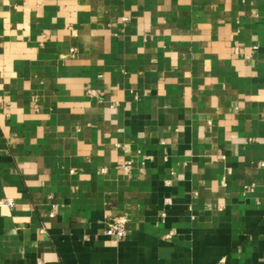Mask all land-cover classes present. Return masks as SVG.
Listing matches in <instances>:
<instances>
[{"label":"crops","instance_id":"obj_1","mask_svg":"<svg viewBox=\"0 0 264 264\" xmlns=\"http://www.w3.org/2000/svg\"><path fill=\"white\" fill-rule=\"evenodd\" d=\"M0 264H264V0H0Z\"/></svg>","mask_w":264,"mask_h":264},{"label":"built area","instance_id":"obj_2","mask_svg":"<svg viewBox=\"0 0 264 264\" xmlns=\"http://www.w3.org/2000/svg\"><path fill=\"white\" fill-rule=\"evenodd\" d=\"M121 168L122 170L127 171L129 163L124 164ZM5 204L11 206L12 203L8 201ZM126 224L127 218L125 216L113 217L106 222V234L117 240H122L126 237Z\"/></svg>","mask_w":264,"mask_h":264}]
</instances>
